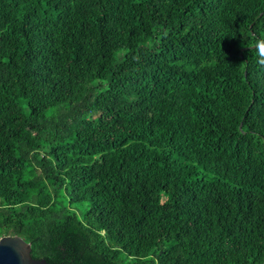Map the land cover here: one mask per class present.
<instances>
[{
    "label": "trees",
    "instance_id": "16d2710c",
    "mask_svg": "<svg viewBox=\"0 0 264 264\" xmlns=\"http://www.w3.org/2000/svg\"><path fill=\"white\" fill-rule=\"evenodd\" d=\"M53 264H264V0H0V238Z\"/></svg>",
    "mask_w": 264,
    "mask_h": 264
},
{
    "label": "water",
    "instance_id": "95a60500",
    "mask_svg": "<svg viewBox=\"0 0 264 264\" xmlns=\"http://www.w3.org/2000/svg\"><path fill=\"white\" fill-rule=\"evenodd\" d=\"M0 264H53L46 259L34 258L32 244L20 235L0 238Z\"/></svg>",
    "mask_w": 264,
    "mask_h": 264
}]
</instances>
